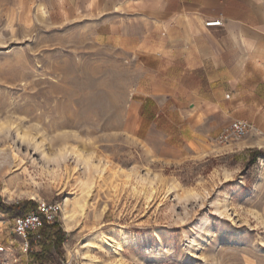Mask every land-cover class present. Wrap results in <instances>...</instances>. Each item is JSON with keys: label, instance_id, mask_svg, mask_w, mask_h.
<instances>
[{"label": "rangeland", "instance_id": "1", "mask_svg": "<svg viewBox=\"0 0 264 264\" xmlns=\"http://www.w3.org/2000/svg\"><path fill=\"white\" fill-rule=\"evenodd\" d=\"M149 2L0 0V200L62 224L43 264H264V101L203 117L211 69ZM19 216L0 264H42Z\"/></svg>", "mask_w": 264, "mask_h": 264}, {"label": "crops", "instance_id": "2", "mask_svg": "<svg viewBox=\"0 0 264 264\" xmlns=\"http://www.w3.org/2000/svg\"><path fill=\"white\" fill-rule=\"evenodd\" d=\"M149 1L166 27H180L187 44L195 47L205 65L204 71L211 69L210 83L220 97L190 95L199 102L203 117L218 112L228 121L236 115L225 111L226 105L242 103L253 109L256 101H264V0ZM157 2L162 5L159 13ZM218 18L222 25H205V21Z\"/></svg>", "mask_w": 264, "mask_h": 264}, {"label": "built area", "instance_id": "3", "mask_svg": "<svg viewBox=\"0 0 264 264\" xmlns=\"http://www.w3.org/2000/svg\"><path fill=\"white\" fill-rule=\"evenodd\" d=\"M222 24L223 20L221 18L211 19L206 22V26H220ZM252 127L253 124L249 120L236 119L223 129L219 135V139L221 142L229 143L233 140L243 138L250 132ZM40 213H43L49 222L56 220L50 208L45 205H39L38 211L32 210L31 212L20 215L16 220V231L27 238V247L30 245L28 240V234L30 232L35 235L37 239L42 238V235L38 233L42 224Z\"/></svg>", "mask_w": 264, "mask_h": 264}, {"label": "trees", "instance_id": "4", "mask_svg": "<svg viewBox=\"0 0 264 264\" xmlns=\"http://www.w3.org/2000/svg\"><path fill=\"white\" fill-rule=\"evenodd\" d=\"M0 207L9 213H13V215H23L28 213L29 208H32L31 210L38 211L37 203L31 200L24 201L23 205L13 204L9 206H6L0 200ZM19 211H22L21 214ZM40 215L42 224L38 230V233L42 235V238L37 239L36 236L30 232L28 234V240L32 247H37L36 250H32L33 256H35L40 261V263L43 264L46 258H51L50 251L52 248H55L56 251L61 249L66 233L63 230L62 224L58 220L49 222L43 213H40Z\"/></svg>", "mask_w": 264, "mask_h": 264}, {"label": "bare ground", "instance_id": "5", "mask_svg": "<svg viewBox=\"0 0 264 264\" xmlns=\"http://www.w3.org/2000/svg\"><path fill=\"white\" fill-rule=\"evenodd\" d=\"M33 198H34V196H33ZM86 204H87V200L86 199H81V200H77L76 201V203H75V206H74V213H76V212H80V211H85V209H86ZM73 216H74V214H72ZM72 215H68V216H66V217H68V218H71L72 217Z\"/></svg>", "mask_w": 264, "mask_h": 264}]
</instances>
